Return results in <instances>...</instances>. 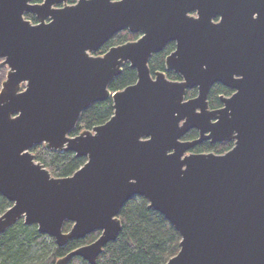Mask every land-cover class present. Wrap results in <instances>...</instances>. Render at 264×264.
<instances>
[{
  "label": "water",
  "instance_id": "95a60500",
  "mask_svg": "<svg viewBox=\"0 0 264 264\" xmlns=\"http://www.w3.org/2000/svg\"><path fill=\"white\" fill-rule=\"evenodd\" d=\"M68 1L0 0V235L24 221L64 248L99 232L55 263L96 264L141 197L181 236L166 264H264V0ZM124 31L140 37L94 55ZM171 43L166 70L181 80L149 67ZM126 64L136 83L111 91ZM216 84L234 93L210 109ZM109 99L114 115L73 136ZM207 141L234 145L192 152ZM38 145L87 161L55 177Z\"/></svg>",
  "mask_w": 264,
  "mask_h": 264
},
{
  "label": "trees",
  "instance_id": "16d2710c",
  "mask_svg": "<svg viewBox=\"0 0 264 264\" xmlns=\"http://www.w3.org/2000/svg\"><path fill=\"white\" fill-rule=\"evenodd\" d=\"M75 1V0H73ZM40 2V1H37ZM35 21L34 17L27 16ZM139 34L133 35L128 31L114 36L102 49L106 53L111 47L122 45L128 41L137 40ZM171 43L166 49L152 56L150 70L152 75L158 71H166V58L174 50ZM3 69L0 67V70ZM172 80H180L176 73H167ZM137 72L129 64L125 65L123 72L110 86L111 91L122 90L136 83ZM196 89L190 90L187 97L196 96ZM230 95L228 88L216 84L210 93V105L216 108L221 105L219 95ZM114 115L113 101L111 99L98 102L88 108L81 116L77 128L72 135L76 136L85 130H92L96 126L105 124ZM198 137L196 130L190 131L185 140ZM233 147V143L210 144L204 142L192 150L194 153L214 152L223 154ZM32 152L36 160L50 170L55 177H69L79 170L86 158L77 157L72 152L61 153L48 150L44 145L35 146ZM11 207V203L0 194V216ZM122 231L116 241L110 242L98 258L96 264H166L180 251L181 236L178 231L160 212L149 206L146 199L135 197L121 210ZM72 223L66 222L65 231H69ZM100 233L88 235L85 239H74L64 248H59L55 240L40 233L36 225H26L24 221L0 235V264H55L58 259L70 251L94 242ZM70 264H89L80 257H76Z\"/></svg>",
  "mask_w": 264,
  "mask_h": 264
},
{
  "label": "rangeland",
  "instance_id": "374dc122",
  "mask_svg": "<svg viewBox=\"0 0 264 264\" xmlns=\"http://www.w3.org/2000/svg\"><path fill=\"white\" fill-rule=\"evenodd\" d=\"M76 1V0H75ZM75 1H73V0H69L68 1V4H70V5H72V4H75V3H73V2H75ZM62 6V5H61ZM26 19H29L28 17H27V15H26ZM139 37H140V35H139ZM132 41H135V40H132ZM132 41H128V42H132ZM101 51V50H100ZM97 52L98 54H95V56H102L104 53H101V52ZM1 63H2V61H0V67H2L3 69H1L0 70V91L2 90V86H3V83H4V81H6V79H7V74H8V68L7 67H5V66H2L1 65ZM83 132V131H82ZM81 132V133H82ZM234 145V144H233Z\"/></svg>",
  "mask_w": 264,
  "mask_h": 264
},
{
  "label": "flooded vegetation",
  "instance_id": "af4514ba",
  "mask_svg": "<svg viewBox=\"0 0 264 264\" xmlns=\"http://www.w3.org/2000/svg\"><path fill=\"white\" fill-rule=\"evenodd\" d=\"M76 2H77V0H76L75 2H73V3H76ZM195 15H196V14H195ZM27 16H32V17H34V19H35V16H33V15H31V14H28ZM28 20H30L33 24H36V23H37L36 19H35V21L32 20V19H30V18H29ZM174 44H175V43H174ZM169 45H170V44H169ZM174 50H175V48H174ZM174 50H173V51H174ZM173 51H172V52H173ZM172 52H171V53H172ZM95 54H98V53H95ZM95 54H94V55H95ZM149 64H150V63H149ZM126 65H127V64H126ZM165 72H166V75H167V77H168V74H167V73H169V72H167V70H166ZM173 73H174V72H173ZM168 78H169V77H168ZM169 79H170V78H169ZM170 80H172V79H170ZM180 80H181V77H180ZM174 81H176V80H174ZM221 86H222V85H221ZM223 87H224V86H223ZM225 88H226V87H225ZM229 90H230V89H229ZM230 91H231V94H230V95L220 94V95H219V99H220V101H221V97H223V96H225V97H226V96L229 97V96L233 95L234 92H233L232 90H230ZM196 92H197V94H196V96H197V95H198V91H197V89H196ZM210 93H211V92H210ZM196 96H194V97H196ZM194 97H192V98H194ZM209 99H210V94H209ZM209 104H210V100H209ZM222 106H223L222 103H221L220 106H218V107H216V108H212L211 105H210V109H219V108H221ZM197 132H198V131H197ZM198 137H199V133H198ZM198 137H197V138H198ZM197 138H196V139H197ZM193 140H194V139H193ZM207 142H209L210 144H212L210 141H207ZM217 144H218V143H217ZM219 144H220V143H219ZM221 144H222V143H221ZM212 145H214V144H212ZM231 149H232V148H231ZM231 149H230V150H231ZM31 151H32V150H31ZM228 151H229V150H228ZM32 153H33V152H32ZM33 154H34V153H33ZM34 155H35V154H34Z\"/></svg>",
  "mask_w": 264,
  "mask_h": 264
}]
</instances>
